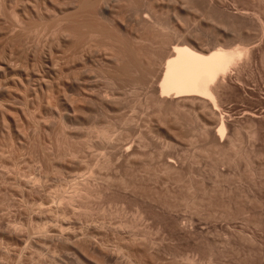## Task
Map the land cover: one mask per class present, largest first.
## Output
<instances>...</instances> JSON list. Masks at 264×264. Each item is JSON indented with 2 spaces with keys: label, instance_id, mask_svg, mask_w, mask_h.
<instances>
[{
  "label": "rangeland",
  "instance_id": "obj_1",
  "mask_svg": "<svg viewBox=\"0 0 264 264\" xmlns=\"http://www.w3.org/2000/svg\"><path fill=\"white\" fill-rule=\"evenodd\" d=\"M257 16L264 0H0V264H264ZM178 44L252 53L217 106L162 94Z\"/></svg>",
  "mask_w": 264,
  "mask_h": 264
},
{
  "label": "bare ground",
  "instance_id": "obj_2",
  "mask_svg": "<svg viewBox=\"0 0 264 264\" xmlns=\"http://www.w3.org/2000/svg\"><path fill=\"white\" fill-rule=\"evenodd\" d=\"M257 20L264 27L263 18L257 16ZM196 49L186 44H178L173 47L174 52L165 63L160 83L161 92L164 95L172 94L174 96L192 93L209 99L217 105V93L220 88V84L217 83L220 81L218 79L227 76L229 72L231 73L232 68L239 65L240 62L242 64L244 56L246 60H250L252 52L248 48L240 46L229 49L219 46L208 53ZM225 124L223 120L219 127V132L222 135L225 133Z\"/></svg>",
  "mask_w": 264,
  "mask_h": 264
}]
</instances>
